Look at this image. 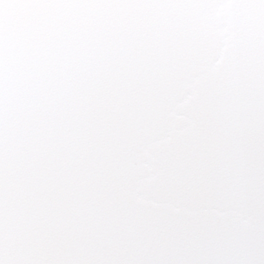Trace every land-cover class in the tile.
<instances>
[{
  "label": "water",
  "instance_id": "1",
  "mask_svg": "<svg viewBox=\"0 0 264 264\" xmlns=\"http://www.w3.org/2000/svg\"><path fill=\"white\" fill-rule=\"evenodd\" d=\"M3 264H264V0H0Z\"/></svg>",
  "mask_w": 264,
  "mask_h": 264
},
{
  "label": "snow or ice",
  "instance_id": "2",
  "mask_svg": "<svg viewBox=\"0 0 264 264\" xmlns=\"http://www.w3.org/2000/svg\"><path fill=\"white\" fill-rule=\"evenodd\" d=\"M0 264H3V262L0 261ZM248 264H256V262L255 261H249Z\"/></svg>",
  "mask_w": 264,
  "mask_h": 264
}]
</instances>
